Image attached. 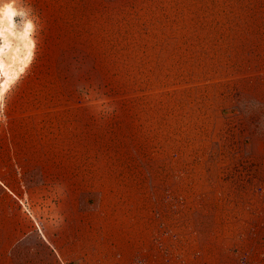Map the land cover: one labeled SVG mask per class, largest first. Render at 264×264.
Instances as JSON below:
<instances>
[{"label":"rangeland","instance_id":"rangeland-1","mask_svg":"<svg viewBox=\"0 0 264 264\" xmlns=\"http://www.w3.org/2000/svg\"><path fill=\"white\" fill-rule=\"evenodd\" d=\"M261 1L0 0V9L6 3L15 8L16 28L25 19L32 23L33 39L28 64L3 93L0 160L4 112L16 101L23 116L41 97L51 102L44 105L47 111L52 106L56 112L67 96L88 97L91 117L105 110L107 149L95 159L109 166L124 161L108 172L116 206L152 209L155 240L163 237L164 219L170 228L164 238L184 239L181 246L192 249L187 235L193 233L183 225L209 220L203 213L210 201L201 194L215 186L205 179L256 176L264 169L257 147L264 136L242 149L258 122L256 107L240 108L258 94L256 73L238 72L235 64L221 70L237 59L233 42L223 45V33L234 31L242 18L256 17ZM228 103L232 108L224 109ZM119 145L122 151L115 154ZM97 174L104 179L103 169ZM163 190L171 197L170 212L162 217ZM147 191L152 203L139 200Z\"/></svg>","mask_w":264,"mask_h":264},{"label":"crops","instance_id":"crops-1","mask_svg":"<svg viewBox=\"0 0 264 264\" xmlns=\"http://www.w3.org/2000/svg\"><path fill=\"white\" fill-rule=\"evenodd\" d=\"M258 7L256 17L240 19L242 25L222 38L225 46L233 42L237 59L223 61L221 70L235 64L238 72H254L259 88L257 96L240 104L242 109L254 106L258 110V122L249 132L250 139H242V149H252L256 137L264 136V0ZM67 98L57 112L52 106L47 111L44 105L51 103L47 97L24 108L23 116L19 101L4 112L0 264H264V169L262 175L205 179L215 186L214 192L201 194L202 200L210 201L206 205L210 210L203 213L209 220L191 219L183 225L184 231L193 233L187 235L192 249L181 246L184 239L171 243L169 236L164 238L170 229L164 219L163 237L157 242L152 209L143 213L114 203L118 195L108 172L113 173L115 165L122 167L124 161L109 166L95 159L107 149L105 110L91 117L88 97ZM116 147L115 154L121 153L122 147ZM257 147L264 153V139ZM98 169H103L104 179ZM170 197L169 190L162 191V217L170 212ZM153 199L148 191L139 198L151 203ZM201 206L204 210L205 205Z\"/></svg>","mask_w":264,"mask_h":264},{"label":"bare ground","instance_id":"bare-ground-1","mask_svg":"<svg viewBox=\"0 0 264 264\" xmlns=\"http://www.w3.org/2000/svg\"><path fill=\"white\" fill-rule=\"evenodd\" d=\"M0 10L2 11L3 30L2 43L0 44V48H2L0 85H2L4 93L28 64L32 55L33 39L30 21L25 19L24 24H21V29L15 27L16 10L10 3H6Z\"/></svg>","mask_w":264,"mask_h":264},{"label":"snow or ice","instance_id":"snow-or-ice-1","mask_svg":"<svg viewBox=\"0 0 264 264\" xmlns=\"http://www.w3.org/2000/svg\"><path fill=\"white\" fill-rule=\"evenodd\" d=\"M3 37V30H2V11H0V40H2ZM0 54H2V48H0ZM3 104V88L2 85H0V108H2Z\"/></svg>","mask_w":264,"mask_h":264}]
</instances>
